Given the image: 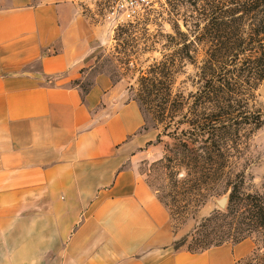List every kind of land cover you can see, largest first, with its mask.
Returning a JSON list of instances; mask_svg holds the SVG:
<instances>
[{
  "label": "crops",
  "instance_id": "obj_1",
  "mask_svg": "<svg viewBox=\"0 0 264 264\" xmlns=\"http://www.w3.org/2000/svg\"><path fill=\"white\" fill-rule=\"evenodd\" d=\"M94 0H0V264H238L242 239L174 247L132 164L154 133L104 73Z\"/></svg>",
  "mask_w": 264,
  "mask_h": 264
},
{
  "label": "rangeland",
  "instance_id": "obj_2",
  "mask_svg": "<svg viewBox=\"0 0 264 264\" xmlns=\"http://www.w3.org/2000/svg\"><path fill=\"white\" fill-rule=\"evenodd\" d=\"M173 1L146 11L133 23L111 29L103 19L107 0H94L93 17L106 23L107 41L94 48L93 67L76 83L87 89L94 75L104 73L124 88V99L138 103L142 129L152 131L154 137L140 149L132 164L167 209L174 247L199 250L219 241L235 244L236 238L243 235L245 253L238 264H264V226L254 228L249 219L257 209V199L264 205V81L253 96L228 108H212L198 98L202 81L197 66L207 51L208 39L202 36L194 53L191 47L183 48L193 38L192 20L186 17L189 12L183 14L186 6ZM179 33L186 35L184 42ZM170 55L176 64L171 79L164 80L158 73L154 75L151 67ZM141 76L156 77L155 82L162 80L156 84L169 86L172 96L182 95L183 99L160 103L151 96H139L147 83H155L142 81ZM218 110L227 113L216 119L209 116ZM210 125H215L216 133L209 132ZM185 153L199 156L198 167L212 164L231 169L232 173L228 180L225 177L210 183L197 175L188 176V180L183 165L172 167L174 160H168ZM210 154L220 155L219 160L210 163ZM173 170L179 175H173ZM175 177L184 181L178 183ZM232 185L236 187L237 202L228 211ZM222 196L227 202L219 207L216 200ZM214 232L222 235L220 239L211 234ZM208 234L211 236L207 240Z\"/></svg>",
  "mask_w": 264,
  "mask_h": 264
},
{
  "label": "trees",
  "instance_id": "obj_3",
  "mask_svg": "<svg viewBox=\"0 0 264 264\" xmlns=\"http://www.w3.org/2000/svg\"><path fill=\"white\" fill-rule=\"evenodd\" d=\"M174 1L180 3L181 6H186L183 14L186 15L185 13L189 12L186 17L192 20L190 32L193 38L187 44H184L183 48L191 47L192 52H196L197 45L204 35L209 43L204 57L200 60V65L197 66L202 81L198 98L204 99L212 108L223 109L230 107L231 104L243 103L249 96H253L257 86L264 81V0ZM179 34L181 35V42H184L186 35L184 33ZM220 37L222 39H219ZM187 57L190 60H195L190 55H187ZM175 64V59L171 56L153 65L151 69L154 71V75L158 73V76L162 77L161 79L169 80ZM156 79V77H140V80L149 82H155ZM160 82L162 80H158L153 84L147 83L139 90L141 94L139 96H151L160 103L162 101L166 103L170 100L183 99L182 95L172 96L169 86L163 87L156 84ZM82 91L85 92L86 89L82 88ZM226 113L218 110V112L209 113V116L216 119ZM207 129L210 133L217 132L215 125H210ZM219 157L220 155L210 154V163L216 162ZM198 158L199 156L195 153H185L178 159L169 157L168 160L170 162L174 160L172 167L183 165L185 177L188 180H190L188 176L193 175L203 176L208 183L225 177L228 180L232 173L231 169H224L222 166L216 167L212 164L198 167L196 164ZM172 174L179 175V171L173 170ZM175 178L177 182L180 180L177 177ZM183 181L180 180V183ZM226 184L229 185L230 183L226 182ZM236 199V187L232 185L228 198V211L232 210L237 202ZM255 206L257 209L249 219L254 228L263 227V202L257 199ZM211 234L219 239L222 236L215 232ZM211 234L206 235L207 240ZM243 238L245 236L241 235L236 238L235 242ZM218 244H221V242L219 241L214 245Z\"/></svg>",
  "mask_w": 264,
  "mask_h": 264
},
{
  "label": "built area",
  "instance_id": "obj_4",
  "mask_svg": "<svg viewBox=\"0 0 264 264\" xmlns=\"http://www.w3.org/2000/svg\"><path fill=\"white\" fill-rule=\"evenodd\" d=\"M170 0H107L104 8V21L114 28L133 23L146 11L166 5Z\"/></svg>",
  "mask_w": 264,
  "mask_h": 264
},
{
  "label": "water",
  "instance_id": "obj_5",
  "mask_svg": "<svg viewBox=\"0 0 264 264\" xmlns=\"http://www.w3.org/2000/svg\"><path fill=\"white\" fill-rule=\"evenodd\" d=\"M226 202H227L226 196H222L216 200V203L218 204L219 207H224Z\"/></svg>",
  "mask_w": 264,
  "mask_h": 264
}]
</instances>
